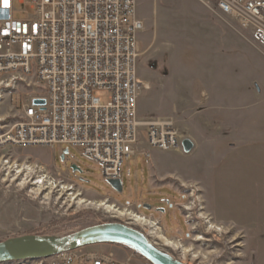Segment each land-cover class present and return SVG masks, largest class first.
<instances>
[{
  "label": "rangeland",
  "instance_id": "1",
  "mask_svg": "<svg viewBox=\"0 0 264 264\" xmlns=\"http://www.w3.org/2000/svg\"><path fill=\"white\" fill-rule=\"evenodd\" d=\"M15 7L17 19L34 14L29 3L15 0ZM137 9L145 27L138 75L150 84L139 95L138 117L141 122L171 120L184 139L195 143L194 150L151 149L148 158L147 134L141 130L136 154L125 158L121 168L122 192L110 187L102 165L80 147L0 150V242L37 229L61 237L118 221L144 232L152 228L159 247L185 264H254L240 237L207 210L199 178L209 176L221 152L218 145L231 138L232 126L264 141V50L251 31L200 0H138ZM31 90L20 84L0 91V134L18 122L21 98ZM74 165L80 171H74ZM192 187L198 198L190 205L193 215L188 221L183 206L189 204ZM97 203L116 205L126 214ZM131 209L145 220L135 219ZM152 222H160L168 239L180 247L165 245ZM85 250L78 249V255L98 254ZM51 258L55 256L44 264H51ZM112 259L115 262V256Z\"/></svg>",
  "mask_w": 264,
  "mask_h": 264
},
{
  "label": "built area",
  "instance_id": "2",
  "mask_svg": "<svg viewBox=\"0 0 264 264\" xmlns=\"http://www.w3.org/2000/svg\"><path fill=\"white\" fill-rule=\"evenodd\" d=\"M137 1L18 0L29 3L34 14L17 19L15 0H0V91L20 84L33 89L21 98L18 122L0 134V150L73 145L102 165L107 180L121 179L124 159L136 154L141 130L147 134L148 158L151 149L181 151L184 137L174 122L138 117L139 95L150 84L138 75L145 27ZM200 1L251 31L264 50V0ZM34 98H44L46 105H33ZM197 191L190 188L189 204L183 206L188 221ZM128 212L145 220L136 210ZM152 223L168 238L160 222ZM144 233L160 246L152 228ZM77 251L61 253L51 264H75L81 258ZM84 256L93 264L113 263L110 254Z\"/></svg>",
  "mask_w": 264,
  "mask_h": 264
},
{
  "label": "crops",
  "instance_id": "3",
  "mask_svg": "<svg viewBox=\"0 0 264 264\" xmlns=\"http://www.w3.org/2000/svg\"><path fill=\"white\" fill-rule=\"evenodd\" d=\"M229 134L231 138L218 145L221 152L209 176L199 178L200 185L214 220L240 237L254 264H264V141L251 139L233 126ZM83 249L111 254L118 264H151L115 244Z\"/></svg>",
  "mask_w": 264,
  "mask_h": 264
},
{
  "label": "water",
  "instance_id": "4",
  "mask_svg": "<svg viewBox=\"0 0 264 264\" xmlns=\"http://www.w3.org/2000/svg\"><path fill=\"white\" fill-rule=\"evenodd\" d=\"M32 103L43 107L46 105V100L34 98ZM194 148L195 144L191 139L183 140L182 149L184 153L190 154ZM67 153L68 150H65L63 159ZM72 169L80 171L75 165L72 166ZM107 182L113 190L123 191L121 179H108ZM144 207L152 208L150 205ZM107 243L126 246L151 264H185L169 252L156 246L141 230L118 221L99 223L61 237L25 235L20 238L1 241L0 264L47 259L67 251Z\"/></svg>",
  "mask_w": 264,
  "mask_h": 264
},
{
  "label": "bare ground",
  "instance_id": "5",
  "mask_svg": "<svg viewBox=\"0 0 264 264\" xmlns=\"http://www.w3.org/2000/svg\"><path fill=\"white\" fill-rule=\"evenodd\" d=\"M94 203V202H93ZM98 204V203H97ZM99 206H103L105 209H107L108 211H113V212H117V213H120L121 215H125L126 213L123 212L122 210L118 209L116 205H107L106 203H99L98 204ZM135 219H140V217H138L137 215H135L134 217ZM153 226V225H152ZM163 237V238H162ZM160 238L163 240V243L165 245H168V246H174L176 248H179L180 245L174 243L173 241H171L170 239L168 238H165L162 234L160 235ZM174 249V248H173Z\"/></svg>",
  "mask_w": 264,
  "mask_h": 264
},
{
  "label": "trees",
  "instance_id": "6",
  "mask_svg": "<svg viewBox=\"0 0 264 264\" xmlns=\"http://www.w3.org/2000/svg\"><path fill=\"white\" fill-rule=\"evenodd\" d=\"M152 208H154V206H152ZM29 235L53 236V234L51 232L44 230V229L43 230L37 229V230L29 233ZM123 247L129 249L126 246H123ZM129 250H131V249H129ZM137 255H139V254H137ZM75 264H92V262L87 260V258L84 256V257H81L79 260H77ZM112 264H118V263L113 262Z\"/></svg>",
  "mask_w": 264,
  "mask_h": 264
}]
</instances>
